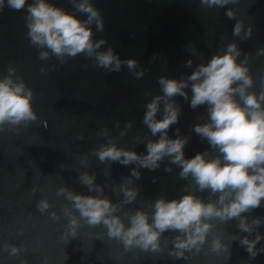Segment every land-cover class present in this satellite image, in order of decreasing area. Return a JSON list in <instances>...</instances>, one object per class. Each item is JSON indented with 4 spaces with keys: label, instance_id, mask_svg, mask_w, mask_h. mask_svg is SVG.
Segmentation results:
<instances>
[{
    "label": "water",
    "instance_id": "obj_1",
    "mask_svg": "<svg viewBox=\"0 0 264 264\" xmlns=\"http://www.w3.org/2000/svg\"><path fill=\"white\" fill-rule=\"evenodd\" d=\"M52 2L74 11L70 0ZM92 2L101 9L105 20L102 33L92 26L94 39L107 40L101 50L112 47L121 59H135L148 69L143 78L136 79L126 66L119 72L94 67V59L83 54L64 64L55 57L40 60L38 49L30 45L25 35L26 12L7 7L0 11V76L7 73L9 66L17 68V75L33 89V107L39 117L27 128L21 126L19 130L0 133V245L10 243L24 247L21 258L26 259L27 264H264V253L249 260L248 253L238 242H233L232 256L227 261L215 254H200L184 260L171 258L167 252L159 256L138 250L125 253L119 242L106 235L98 238V233L106 232L103 226L90 228L83 222L77 238L67 244L61 239L68 224L62 208L69 202L56 195L57 189L67 186L77 193L96 194L89 193L79 182L81 172L95 173L96 182L104 186L105 195L114 203L122 199V194L113 192L112 188L120 184L135 165L101 164L90 153L107 142V138L100 135L104 127L109 129L110 136L119 137L118 146L138 153L146 152V147L145 143L136 141L137 136L158 139L151 137L142 118L146 103L153 95L162 94L157 83L159 76L179 78L181 73L190 74L195 64L193 68H186L187 60L194 59L197 64L207 62L231 42H236L242 53H251L249 67L256 77L254 90L257 92L261 75H264V55H256L258 49L264 48V0H239L223 8L202 7L200 0ZM228 7L236 10L233 20L225 16ZM77 15L86 19L82 14ZM236 20H243L246 28L252 25L250 39L241 41L233 36ZM193 46L195 52L186 51ZM153 56H157L155 61ZM239 59L242 60L243 55ZM41 67L50 69L47 75L41 74ZM188 91L191 96L190 89ZM175 99L182 113L179 124L172 126L169 136L175 138V129L179 128L181 135L191 137L185 147L186 157L191 158L209 148L207 142L192 132V126L202 122L199 117L207 118L206 106L193 110L182 97ZM129 120L133 121V127L120 137ZM116 121L120 122L119 128L115 126ZM83 157H88L87 166L80 163ZM166 164L167 160L155 172L140 169L141 179L135 181L140 196L133 204L126 205V209L146 208L159 196L172 199L184 194L190 181L179 178L180 169L174 165L173 171L166 173ZM108 172L110 176L106 175ZM154 177H159L155 183ZM196 194L208 198L207 192ZM42 198L53 205L48 213L37 209ZM52 211L57 212L59 220L51 218ZM252 215L264 217V206ZM235 224L233 221L224 226L225 243L230 234L237 232ZM259 230L264 235V226ZM173 235L164 234L169 239ZM171 246L169 243L168 247ZM261 246L264 240L257 245ZM0 264H20V260L10 258L0 249Z\"/></svg>",
    "mask_w": 264,
    "mask_h": 264
},
{
    "label": "clouds",
    "instance_id": "obj_2",
    "mask_svg": "<svg viewBox=\"0 0 264 264\" xmlns=\"http://www.w3.org/2000/svg\"><path fill=\"white\" fill-rule=\"evenodd\" d=\"M238 2L200 0L201 6L207 8H223ZM70 3L74 11H67L52 0H32L31 3L28 0H0V11L7 7L26 12L25 35L30 45L38 49L40 60L55 57L64 64L83 54L94 59V67L119 72L126 66L136 79L143 78L147 68L135 59H121L112 47L101 50L107 40L94 39L93 25L96 32L105 30L101 9L92 0H70ZM78 13L86 19L78 18ZM236 15L234 8H227L225 16L228 19L233 20ZM232 34L246 41L253 36V27L248 25L246 28L243 20H236ZM189 49L196 51L194 46L186 51ZM256 55H264V48L258 49ZM152 59L155 61L157 56ZM250 59L251 53H242L238 44L231 42L207 62L197 64L194 59L187 60L186 68H193L195 64L190 74L181 73L179 78L159 76L157 83L162 94L153 95L146 103L142 118L151 137L158 139L135 138L137 142L145 143L144 153L118 146L119 137L110 136L109 129L104 127L100 135L106 137L107 142L93 149L90 155L101 164L135 167L112 188L113 192L122 194V199L115 203L105 195L104 186L96 182L95 173L84 171L78 176L79 182L95 195L77 193L67 186L59 187L56 195L69 202L62 208L68 224L61 239L67 244L77 238L83 222L90 228L103 226L106 232L98 233V238L106 235L119 242L125 253L138 250L159 256L167 252L171 258L184 260L200 254H215L227 261L232 256L233 242L245 249L249 260L264 253V246L257 247L264 240L259 230L264 226V217L252 215L264 206V75H261L257 92ZM49 71L46 67L40 69L43 75ZM176 97H182L193 110L206 106L207 118L199 117L202 122L194 124L192 132L207 142L209 148L191 158L185 155L191 137L181 135L179 128L175 129V138L169 136L172 126L179 124L182 113ZM33 101V89L17 75L16 67L9 66L7 73L0 76V133L19 130L21 126L27 128L37 121L39 117ZM44 126L47 127L46 122ZM115 126L119 128L120 122L116 121ZM132 127L133 121L129 120L120 137ZM165 160L166 173H171L174 165L180 169L179 178L190 181L184 194L172 199L159 196L146 208L126 209V205L133 204L140 196V188L135 184L141 179L140 169L155 172ZM80 163L87 166L88 157H83ZM158 179L154 177L153 183ZM32 191L34 193L36 189ZM205 192L207 199L196 194ZM52 207L47 198L37 203L41 213H48ZM49 215L54 220L60 219L55 211ZM233 221L237 232L230 234L225 243L224 226ZM165 233L175 235L169 239ZM0 249L10 258H18L20 264H27V260L21 258V253L26 250L24 247L4 243Z\"/></svg>",
    "mask_w": 264,
    "mask_h": 264
}]
</instances>
